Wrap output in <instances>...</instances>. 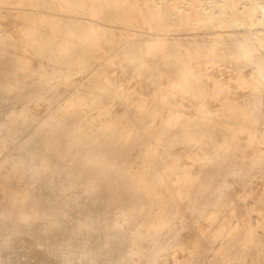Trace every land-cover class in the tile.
Segmentation results:
<instances>
[{"label":"bare ground","instance_id":"bare-ground-1","mask_svg":"<svg viewBox=\"0 0 264 264\" xmlns=\"http://www.w3.org/2000/svg\"><path fill=\"white\" fill-rule=\"evenodd\" d=\"M55 1L0 0V264H264V94L228 68L263 64V5Z\"/></svg>","mask_w":264,"mask_h":264},{"label":"rangeland","instance_id":"rangeland-1","mask_svg":"<svg viewBox=\"0 0 264 264\" xmlns=\"http://www.w3.org/2000/svg\"><path fill=\"white\" fill-rule=\"evenodd\" d=\"M55 1V0H54ZM172 1V2H171ZM183 1V2H182ZM187 1V2H186ZM189 1L190 0H167V4L169 5L168 6V10L169 11H172V8L171 7H173V3H176L177 4V6L179 7L180 5V8L181 9H184L185 11H184V13H186V15L187 16H189L190 15V13H191V10H189V7H188V3H189ZM260 1H262V3L263 4H258V3H261ZM255 0V3L256 4H254V5H256L254 8H259L261 5H263L262 7H260V8H262V9H258V10H255L257 13H260V12H262V13H264L263 11H264V0ZM56 3L58 2V0H56L55 1ZM185 2V3H184ZM201 2L202 3H205L206 2V0H201ZM217 2H218V0H216V1H214V3L212 4V7L210 8V10H209V8H207L208 10H204V11H207V12H209L210 14H212V15H218V14H221L223 11H222V8L220 7V5L219 4H217ZM179 3V4H178ZM219 5V6H218ZM257 5H258V7H257ZM176 6V7H177ZM187 6V7H186ZM99 8L100 9H102V7L101 6H99ZM217 8V9H216ZM206 9V8H205ZM44 11H45V13L46 14H50V13H53L54 15H58V16H60V10H58V9H56V10H48L47 9V7H44V9H43ZM214 10H216V11H214ZM219 10V11H218ZM86 12L84 13V14H80V15H78V19L79 20H81V21H84V22H89V23H94V24H99V25H101V26H104L106 23L100 18V17H94L93 15L92 16H90L91 14H89L88 13V11L87 10H85ZM190 11V12H189ZM189 12V13H188ZM216 13V14H215ZM261 13V14H262ZM63 16L64 17H68V14H66V13H64L63 14ZM178 19V18H177ZM186 24V27L184 28V30L182 31V33H181V35H182V37L184 38V39H186V38H191V37H193V32H192V30L190 29V23H188V22H185ZM200 25L201 24H199V27H200ZM260 28L262 29V32H263V37H264V24H262L261 26H260ZM0 29H1V25H0ZM51 31H53V29H54V38H53V43H52V45L50 46V47H52V46H54V43H55V41L57 42V41H59L58 42V46H62V45H65V44H67V43H69V41H70V34H68V33H66V34H64L63 33V28H62V26H54V28H53V24H51ZM132 29H134L136 32L135 33H139L140 34V30H142V31H146V30H144V28H139L138 26H134V27H132ZM189 29V30H188ZM200 29H201V32L203 33V37H201V39L200 40H198L199 42H201L203 39L204 40H206V39H213L214 37H215V33H213L212 32V30H210V28H202V26L200 27ZM56 30V31H55ZM222 31H223V35L225 36V38L227 39V40H229V42L230 43H238L240 40H241V38H242V36L244 35V29H242V28H235V29H233V28H222L221 29ZM242 30V31H241ZM225 31V32H224ZM147 32V31H146ZM63 33V34H62ZM170 37H172V36H170ZM196 39V38H195ZM197 40V39H196ZM203 40V41H204ZM262 53H264V49H263V52ZM233 55H237V53H235V54H233ZM263 56H264V54H263ZM250 61V60H249ZM249 61H240V62H237V63H229L228 64V68H233V66L234 65H244L243 67H244V70L245 71H247V72H249V76H251V77H255V76H257L256 78H258L257 80H258V82H259V87L260 88H258V90H255L254 92L255 93H263L264 94V78H261V77H264V62H262L263 64H261L260 62H254V61H252V62H249ZM244 62V63H243ZM257 63V64H256ZM249 65V66H248ZM230 66V67H229ZM258 66H260V72L256 69V68H258ZM255 68V69H254ZM251 71V72H250ZM253 72V73H252ZM257 74V75H256ZM114 81V89L116 90V91H118V92H122V91H125L126 90V82H125V80L123 79V78H121V79H119V78H117V79H114L113 80ZM125 82V83H124ZM72 95V94H71ZM71 95H69V94H67V95H65V99L62 101V104L63 103H66V102H64L68 97H72ZM61 105V104H60ZM59 105V106H60ZM56 106L57 105H55V106H53V107H51V108H49L48 110H47V114H50L52 111H54V109L56 108ZM147 143H149V139L147 138V137H143L139 142H138V145L140 146V147H144ZM133 146H134V143H131V145H130V148H129V152H131L132 151V148H133ZM250 163V164H249ZM252 163L253 162H249L248 161V163H247V167L250 169L249 171H251L252 172V174L253 175H255V174H257V175H260V176H262L263 175V171H261L260 169H259V167H255L254 166V163H253V165H252ZM232 190H233V193H232V196H231V198H238V197H241V196H244V197H247V191L243 188V186L240 184V183H238L237 184V181L236 182H233V185H232ZM240 192V193H239ZM237 193V194H236ZM240 194V195H239ZM238 195V196H237ZM245 203V202H244ZM243 207H244V205H243ZM194 216V217H193ZM191 215V217L195 220V221H201L202 220V218L201 217H199L198 215ZM233 219H235L236 220V218H233ZM234 220V221H235ZM197 236H198V233H197V231H192L191 233H189V237H190V240H194V239H198L197 238ZM193 237V238H192ZM40 246L38 245V246H36V248H39Z\"/></svg>","mask_w":264,"mask_h":264}]
</instances>
